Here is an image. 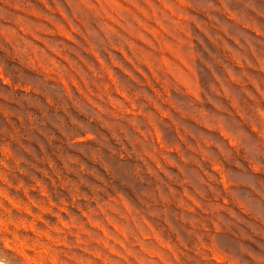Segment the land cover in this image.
Wrapping results in <instances>:
<instances>
[{
  "label": "rangeland",
  "instance_id": "1",
  "mask_svg": "<svg viewBox=\"0 0 264 264\" xmlns=\"http://www.w3.org/2000/svg\"><path fill=\"white\" fill-rule=\"evenodd\" d=\"M0 259L264 264V0H0Z\"/></svg>",
  "mask_w": 264,
  "mask_h": 264
},
{
  "label": "clouds",
  "instance_id": "2",
  "mask_svg": "<svg viewBox=\"0 0 264 264\" xmlns=\"http://www.w3.org/2000/svg\"><path fill=\"white\" fill-rule=\"evenodd\" d=\"M0 264H5V261L3 259H0Z\"/></svg>",
  "mask_w": 264,
  "mask_h": 264
}]
</instances>
